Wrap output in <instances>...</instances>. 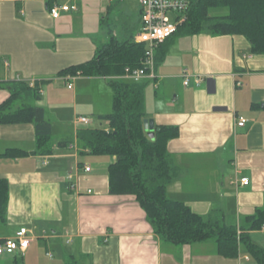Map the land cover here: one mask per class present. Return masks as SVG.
<instances>
[{
  "label": "crops",
  "instance_id": "1",
  "mask_svg": "<svg viewBox=\"0 0 264 264\" xmlns=\"http://www.w3.org/2000/svg\"><path fill=\"white\" fill-rule=\"evenodd\" d=\"M53 4L75 10L53 20ZM140 17L138 0H0V84L34 81L40 91L35 106L52 128L51 154L40 155L31 123L0 127V153L27 152L0 158V179L9 187L0 241L20 228L30 240L23 255H2L0 264H257L241 244L235 257H223L213 241L174 245L161 239L134 196L109 193L114 158L90 155L77 142L78 129L88 128L77 118L93 123L109 115V81L130 80L60 73L91 61L110 43H135ZM164 44L155 78L130 82L144 87V120L178 132L167 144L176 176L166 195L197 215L214 211L239 227L264 204V54L252 53L242 36L206 31L174 35ZM9 96L0 89V104ZM88 97L93 106L85 107ZM62 101L70 107L65 115ZM238 118L246 120L243 127ZM239 177L249 184L236 185ZM249 239L264 250V228Z\"/></svg>",
  "mask_w": 264,
  "mask_h": 264
},
{
  "label": "trees",
  "instance_id": "2",
  "mask_svg": "<svg viewBox=\"0 0 264 264\" xmlns=\"http://www.w3.org/2000/svg\"><path fill=\"white\" fill-rule=\"evenodd\" d=\"M188 3L186 20L175 35L191 36L209 32L213 36H242L254 54H264V0H185ZM211 11H215L213 14ZM156 51V62L163 59L166 45ZM144 54L141 44H113L102 47L89 62L70 67L60 74L80 72L85 77L112 78L124 75L125 68L140 66ZM113 98L109 115L100 116L107 123L105 129L82 128L76 132L79 146L93 156L114 158L108 166L109 193L134 196L145 213L152 231L166 242L189 245L213 241L217 253L235 257L241 244L257 262L264 264V250L254 245L249 233L264 228V204L251 216L244 217L239 227L226 225L221 215L193 213L183 203L166 195L167 186L174 180L176 170L171 166L167 144L177 135L173 127H155L151 140L143 128L144 87L133 82L109 81ZM9 90V98L0 104V127L32 124L36 151L50 155L51 125L41 108L28 101L39 100L38 88L27 83L0 84ZM27 156L19 149H6L2 159ZM8 182L0 179V217L5 214L8 201Z\"/></svg>",
  "mask_w": 264,
  "mask_h": 264
},
{
  "label": "built area",
  "instance_id": "3",
  "mask_svg": "<svg viewBox=\"0 0 264 264\" xmlns=\"http://www.w3.org/2000/svg\"><path fill=\"white\" fill-rule=\"evenodd\" d=\"M141 15V27L134 38L136 44L144 46V54L140 61V66L135 69L125 68L124 78L133 82H139L143 79L153 80L155 78V50L156 48L170 39L177 32L178 27L186 20V11L188 3L185 0H138ZM75 10L74 7L68 5L53 4L49 7V15L53 20H58L62 13ZM174 14L175 21L170 22L168 15ZM79 75V73H77ZM75 77V76H74ZM73 76L67 77L73 80ZM190 75L184 73V85L189 83ZM198 84L199 80L195 81ZM30 88H36L34 81L25 82ZM239 85V84H238ZM72 87L71 83L67 86ZM39 94L40 91L38 90ZM90 121L87 118H77V124L88 125ZM246 120L237 119V127H243ZM90 168L85 167L84 171L89 172ZM249 180L246 177H239L236 185L246 187ZM29 231L26 228H20L12 237L5 238L0 241V256L13 255L18 253L23 255L28 248L30 240Z\"/></svg>",
  "mask_w": 264,
  "mask_h": 264
},
{
  "label": "rangeland",
  "instance_id": "4",
  "mask_svg": "<svg viewBox=\"0 0 264 264\" xmlns=\"http://www.w3.org/2000/svg\"><path fill=\"white\" fill-rule=\"evenodd\" d=\"M212 12V14L215 12V11H211ZM168 18H169V20H170V22H174L175 21V15L174 14H169L168 15ZM147 88H148V90H151V86L150 85H148L147 86ZM103 99H105V98H103ZM107 99V98H106ZM86 100V99H85ZM84 100V101H85ZM91 101V98L90 97H88V99H87V102H84V106L85 107H89V105H91V106H93V103H91L90 102ZM63 102V101H62ZM64 104H62V107L64 106V105H66L68 102L66 101H64L63 102ZM30 104L31 105H34L35 106V101H32V102H30ZM70 109V107L69 106H64L63 108H62V110H63V114L65 115V114H67V113H69V110ZM85 109V108H84ZM94 109H92V111H93ZM95 111V110H94ZM50 113H51V116L49 115V118L50 119H53V117H52V115H53V113L54 112H52V110L50 111ZM95 113V112H94ZM57 114V113H56ZM105 126H106V122L105 121H98V120H94L93 121V123L92 122H90V124H88V128H91V129H105ZM55 131H57V129L55 130ZM23 145V147H24V145L26 146L27 144H22ZM3 149V148H2ZM8 258V257H7ZM18 262H20L19 260H18Z\"/></svg>",
  "mask_w": 264,
  "mask_h": 264
},
{
  "label": "water",
  "instance_id": "5",
  "mask_svg": "<svg viewBox=\"0 0 264 264\" xmlns=\"http://www.w3.org/2000/svg\"><path fill=\"white\" fill-rule=\"evenodd\" d=\"M144 131L147 133V136L152 140L154 136V125L151 120L143 121Z\"/></svg>",
  "mask_w": 264,
  "mask_h": 264
}]
</instances>
